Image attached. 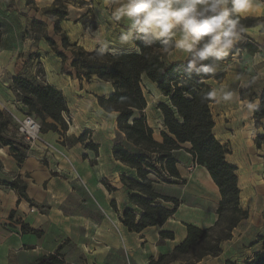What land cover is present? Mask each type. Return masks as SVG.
Masks as SVG:
<instances>
[{
	"label": "trees",
	"instance_id": "16d2710c",
	"mask_svg": "<svg viewBox=\"0 0 264 264\" xmlns=\"http://www.w3.org/2000/svg\"><path fill=\"white\" fill-rule=\"evenodd\" d=\"M260 20L261 17L251 16L244 19V35ZM35 23L42 24L41 21ZM47 40L61 58L69 60L67 55L58 51L55 41L50 38ZM68 40L67 35H62L63 47L72 55L70 66L73 71H68V75L87 79L97 76L111 83L112 93L107 97H99V103L106 112L118 114L117 126L135 149L130 150L121 143L112 148L114 158L132 172V175L121 176L122 184L129 191V200L134 205L123 211L124 226L132 232L140 233L148 227L163 226L177 212L180 200L160 191L159 184L162 181L159 178H163L166 183H174L180 178L173 153L190 143V153L198 164L207 168L220 189L222 199L217 209L218 219L214 225L205 229L186 224V239L170 253L152 259L151 264H198L205 258L221 256L222 244L233 238L234 230L249 217V211L242 207L238 168L227 161L230 146L222 144L214 133L215 119L211 109L214 99H204L205 94L213 89L209 80L220 77V74L203 80L195 74L189 75L184 70L186 59L171 61L168 58L169 52L166 53L158 44L146 47L137 40L138 47L132 51H106L98 55L99 48L88 51L77 44L69 45ZM243 49L250 54L258 50L252 42L240 41L232 52ZM146 78L156 85L165 98L158 105L164 126L160 131V140L155 137V130L150 126L145 112L148 107L144 90ZM13 87L25 108V114L41 121L42 133L54 131L65 134L68 126L64 113H68L69 109L61 90L23 77H14ZM251 89L252 85L245 91ZM253 99L259 100L254 120L260 126L264 119V84L250 98ZM14 124L13 117L0 110V149L8 147L16 160L22 163L28 156L30 145L19 128L11 130ZM260 139L264 140V137ZM90 146L97 150L96 145ZM158 165L168 171L169 177L162 175ZM10 186L19 189L21 196L32 202L20 178ZM105 186L109 191L114 190L109 184ZM161 238L174 239V233L162 232ZM62 249L63 246H60L55 252L41 255L28 264H67ZM228 264L235 263L229 261ZM244 264H264V250L255 251Z\"/></svg>",
	"mask_w": 264,
	"mask_h": 264
},
{
	"label": "rangeland",
	"instance_id": "374dc122",
	"mask_svg": "<svg viewBox=\"0 0 264 264\" xmlns=\"http://www.w3.org/2000/svg\"><path fill=\"white\" fill-rule=\"evenodd\" d=\"M110 5L111 0H0V101L6 102L2 110L13 117L15 124L11 130L20 129L19 120L24 121L28 117L14 91L13 78L23 77L54 86L62 91L67 101L69 111L64 113V117L68 130L63 134V140L56 142L64 148L60 146V150L49 157L67 166L70 162L67 157L70 156L87 160L88 168H94L109 185L113 180L108 177L114 167L107 154L109 147L112 143H121L130 150L135 149L117 126L118 114L106 112L99 103V97H107L112 93L111 83L97 76L87 79L68 75V71H73L70 66L72 55L63 47L62 35L68 36L69 45L77 44L88 51L99 48V42L105 38L110 42V52L136 49L118 43L119 30L122 27L127 29L128 26L124 22L120 25L111 24L108 18ZM254 5L251 17H261V20L247 31L241 42H252L257 46V52L250 54L245 49L239 50L235 58L228 57L223 70L216 73L220 77L209 80L212 88L218 90V96L220 89L234 92L230 102L214 99L215 104L212 103L211 109L219 126L223 125L232 134L235 142L233 147L228 144L230 152L231 149L239 150L231 161L241 165L237 174L241 176L244 190L242 207L248 208L251 214L249 220L234 230L233 238L222 244L223 255L217 259L208 257L203 264H228L229 261L244 264L255 251L264 250V140L260 139L264 137V119L260 126L257 125L254 111L249 112L246 108V104L252 101L250 98L264 84V1L254 0ZM35 21H41L42 24ZM47 37L55 41L58 51L67 55L69 60L58 55ZM168 58L177 61L186 59V56L180 52H169ZM250 85L251 91H245ZM144 90L148 101L145 111L148 122L155 130V137L160 140V131L164 126L158 105L165 98L149 80L144 81ZM31 118L41 126L40 120ZM82 136L83 140H79ZM90 145H96L97 150ZM38 155H46V149L43 148ZM99 163L110 170L101 166L93 167ZM157 167L162 170L161 166ZM126 171L132 175L130 169ZM159 179L162 181L160 184H172L166 183L163 178ZM10 217L15 215L11 214ZM16 222L19 223V218ZM21 229H26L24 224ZM66 246L69 245L64 244L63 254ZM75 262L92 264L82 257ZM125 264H130L129 259H126Z\"/></svg>",
	"mask_w": 264,
	"mask_h": 264
},
{
	"label": "crops",
	"instance_id": "0c3cea01",
	"mask_svg": "<svg viewBox=\"0 0 264 264\" xmlns=\"http://www.w3.org/2000/svg\"><path fill=\"white\" fill-rule=\"evenodd\" d=\"M4 107L6 102L0 101V110ZM214 119L216 138L233 147L235 141L231 132L219 126L215 115ZM42 134L53 145L63 140V135L54 131ZM115 144L112 143L107 153L114 164L108 177L113 180L110 182L113 191L106 188V181L94 168H88L87 160L70 156L67 166L53 159L52 153L59 151L60 146L64 148L59 143L54 145L55 149H46L44 156L38 155L43 148H30L22 163L8 147L0 149V264H28L66 243L69 245L64 253L67 264L76 263L79 257L92 264H125L126 259L130 264L131 260L133 264H150L152 259L170 253L186 239V224L202 229L215 224L222 199L220 189L207 168L198 164L190 153L191 144L186 143L184 148L173 153L180 178L172 184H159L163 194L180 200L177 212L163 226L148 227L140 233L130 231L122 223L123 211L134 207L129 191L121 182V176L128 175V167L114 158L112 148ZM237 153V148L231 149L227 161L239 172L241 165L231 161ZM99 164L93 167L110 170ZM17 178L26 185L25 192L32 202L22 197L19 189L10 186ZM238 178L242 203L244 190L241 176ZM11 214L15 217L11 218ZM250 214L240 225L250 219ZM23 224L26 229L21 231ZM162 232H173L174 239H162Z\"/></svg>",
	"mask_w": 264,
	"mask_h": 264
},
{
	"label": "clouds",
	"instance_id": "9594fccd",
	"mask_svg": "<svg viewBox=\"0 0 264 264\" xmlns=\"http://www.w3.org/2000/svg\"><path fill=\"white\" fill-rule=\"evenodd\" d=\"M254 0H111L109 21L124 22L127 29L118 32L121 46L146 47L158 44L166 53L180 52L186 56L184 70L201 80L223 70L230 53L244 38V19L253 14ZM105 38L99 42L97 54L110 48ZM207 62V63H205ZM254 82V80H253ZM230 102L231 90L212 89L204 99ZM259 101H249L246 108L255 111Z\"/></svg>",
	"mask_w": 264,
	"mask_h": 264
},
{
	"label": "built area",
	"instance_id": "2783aa9c",
	"mask_svg": "<svg viewBox=\"0 0 264 264\" xmlns=\"http://www.w3.org/2000/svg\"><path fill=\"white\" fill-rule=\"evenodd\" d=\"M19 121L21 123L20 132L25 135V137L31 144V147H43L47 150L55 149L52 143L44 139L43 134L41 132V126L37 122H35L31 117H27L24 121ZM27 121H33L35 126L32 129H28L26 126ZM162 175L164 177H169V173L166 169L162 170ZM33 209L34 208H32V211H34Z\"/></svg>",
	"mask_w": 264,
	"mask_h": 264
},
{
	"label": "bare ground",
	"instance_id": "6f19581e",
	"mask_svg": "<svg viewBox=\"0 0 264 264\" xmlns=\"http://www.w3.org/2000/svg\"><path fill=\"white\" fill-rule=\"evenodd\" d=\"M26 126L28 129H32L35 126V124L33 121H27ZM2 152H3V150H2Z\"/></svg>",
	"mask_w": 264,
	"mask_h": 264
}]
</instances>
